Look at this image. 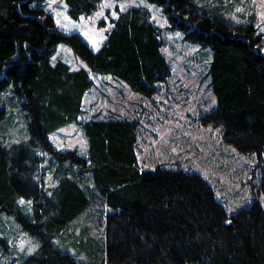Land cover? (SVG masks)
<instances>
[{"label": "trees", "instance_id": "1", "mask_svg": "<svg viewBox=\"0 0 264 264\" xmlns=\"http://www.w3.org/2000/svg\"><path fill=\"white\" fill-rule=\"evenodd\" d=\"M40 1L0 0V212L12 215L37 242L19 264H264L259 200L229 213L198 173L140 167L136 120L80 121L86 155L51 144L48 133L78 119L92 86L86 69L50 62L60 41L91 70L110 73L145 96L165 80L169 66L161 52V30L146 7L118 11L104 42L92 50L79 34L57 29ZM63 1L77 18L93 12L100 0ZM148 1L162 8L169 28L211 48L208 75L215 105L201 124L220 128L224 142L239 153L255 155L257 188L264 193L261 33L251 23L224 17L218 1L219 7L209 0ZM8 109L23 117V135L11 146ZM44 155L54 173L49 189L41 174ZM94 192L109 209L102 244L79 241L77 253L60 248L58 235L90 207ZM4 243L0 235L1 252Z\"/></svg>", "mask_w": 264, "mask_h": 264}, {"label": "rangeland", "instance_id": "2", "mask_svg": "<svg viewBox=\"0 0 264 264\" xmlns=\"http://www.w3.org/2000/svg\"><path fill=\"white\" fill-rule=\"evenodd\" d=\"M215 1L222 3L220 9L225 8L224 17L235 24L251 23L264 40V0H209L210 5L216 6ZM39 4L52 17L57 29L79 34L92 50L102 45L118 11L130 6L146 7L150 19L161 30V52L169 66V75L156 85L152 95L145 96L110 73L91 70L70 45L57 43L50 62L62 61L71 70L86 69L92 86L83 96L78 119L48 133L56 149H76L86 155L87 138L80 121L134 119L137 121L135 151L140 167L154 169L161 165L198 173L229 213L249 206L255 198L264 210V193L257 188L259 172L255 155L239 153L224 142L220 128L201 124L200 118L215 105L208 75L212 58L208 45L185 39L181 30L169 28L162 8L148 0H100L93 12L77 18L70 17L63 0H42ZM15 110L16 113L7 110L10 146L20 142L18 138L23 135V117ZM44 156L41 174L49 189L55 185L54 173L50 171L49 156ZM75 174L80 173L75 171ZM92 196L90 207L58 235L56 242L60 248L77 253L74 245L79 241L91 247L102 244L103 216L109 209L98 193ZM0 232L5 239L0 264H19L37 248L36 239L22 230L12 215L0 212Z\"/></svg>", "mask_w": 264, "mask_h": 264}]
</instances>
